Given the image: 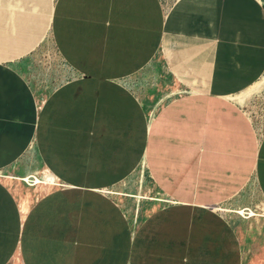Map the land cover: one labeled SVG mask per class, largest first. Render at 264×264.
Masks as SVG:
<instances>
[{"label":"crops","instance_id":"crops-1","mask_svg":"<svg viewBox=\"0 0 264 264\" xmlns=\"http://www.w3.org/2000/svg\"><path fill=\"white\" fill-rule=\"evenodd\" d=\"M263 74L264 0H0V264H234L208 208L264 204Z\"/></svg>","mask_w":264,"mask_h":264},{"label":"rangeland","instance_id":"rangeland-1","mask_svg":"<svg viewBox=\"0 0 264 264\" xmlns=\"http://www.w3.org/2000/svg\"><path fill=\"white\" fill-rule=\"evenodd\" d=\"M42 57L47 59V56H44V54ZM263 76L264 74L262 77ZM261 78L259 80H261ZM263 83L264 79L260 82L258 86L259 89L256 88L251 92L244 94L242 96L243 104L240 106L246 117L252 119L256 117L258 124L261 126L264 125ZM43 171L35 173V175L32 176H39ZM22 183L27 188L34 189L38 194L39 191H41L38 189L39 186H32L24 182ZM137 183L138 186H142L141 191H136L131 195H125L126 197L122 196V201H119L117 197L114 196L116 202L124 211H126L127 215L128 213L131 214L132 211L138 213V215L142 214L141 217L138 216L137 221L133 224L135 228L139 222L146 217V215H150L153 210L155 211L165 204V198L162 196V193L155 189L150 177H148L145 172L140 176ZM119 194L124 195L123 193ZM116 195H118V193H116ZM21 200L26 199H20L19 202ZM27 203H29L28 200ZM146 204H149L147 208ZM257 204L258 203H255V200L252 197L249 198V195L241 193L230 201L210 206L208 211L210 210L213 215L220 217L223 220V226H218L221 233L220 238H210L207 242L204 241V251L206 250V254L214 251L216 253L215 255L223 256L225 260H227L228 257H234V264H264V204ZM212 208L220 209V211L213 210ZM247 209L253 211L256 216L250 217L247 215ZM146 210L149 212L146 213ZM14 262L17 263L16 261Z\"/></svg>","mask_w":264,"mask_h":264},{"label":"bare ground","instance_id":"bare-ground-1","mask_svg":"<svg viewBox=\"0 0 264 264\" xmlns=\"http://www.w3.org/2000/svg\"><path fill=\"white\" fill-rule=\"evenodd\" d=\"M236 98L239 99L237 101L238 104H240V105L243 104L242 95H238V96H236ZM15 180L16 181H21V182L27 183V184L32 185V186L33 185L34 186H39L38 189H40V190H47L46 192H48V190L53 189L52 187H55L56 185L59 184L58 180L54 176H52L47 170H44L43 173H41L39 176H33V177H31V179H29V176H27V177H24V178H21V179L18 178V177H16ZM29 180H32V181H29ZM118 195L123 196L122 194H118ZM28 208H29V203H27V199L26 200H21L19 202V209H20V212H21V216L22 217L25 216V214L28 211ZM247 211H248L247 212V215H249L250 217L256 216V214L253 211H251L250 209H247ZM242 212H239V213H242ZM15 261L17 262V260H15Z\"/></svg>","mask_w":264,"mask_h":264},{"label":"built area","instance_id":"built-area-1","mask_svg":"<svg viewBox=\"0 0 264 264\" xmlns=\"http://www.w3.org/2000/svg\"><path fill=\"white\" fill-rule=\"evenodd\" d=\"M31 177H33V176H29V179H31ZM29 181H32V180H29Z\"/></svg>","mask_w":264,"mask_h":264}]
</instances>
